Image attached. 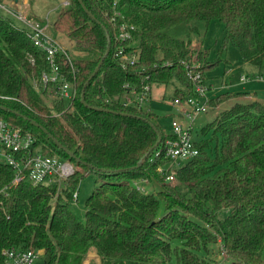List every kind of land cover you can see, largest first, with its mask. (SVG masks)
I'll list each match as a JSON object with an SVG mask.
<instances>
[{
    "label": "trees",
    "instance_id": "1",
    "mask_svg": "<svg viewBox=\"0 0 264 264\" xmlns=\"http://www.w3.org/2000/svg\"><path fill=\"white\" fill-rule=\"evenodd\" d=\"M82 1L91 15L78 0H65L52 25L76 47V55L58 58L76 89L70 104L45 102L42 95L51 89L41 83L49 70L45 55L0 14V106L6 108L0 118L31 131L41 151L74 167L65 183L34 186L13 184V169L0 164V258L5 249L33 248L43 251L40 264H83L92 251L101 264H222L219 253L230 264H264V102H236L218 113L203 130L212 137L194 140L199 154L175 169L172 183L159 168L171 162L162 150L174 136L150 108L152 92L141 106L123 100L126 84L139 93L145 85L152 91L156 84L173 85L174 101L199 100L188 66L199 64L205 85L206 72L230 46L263 70L264 0ZM192 22L223 24L217 59L210 61L204 44L195 54L190 38L165 33ZM121 25L132 28L129 40L120 39ZM108 44L107 58L90 79ZM121 48L137 51V62L124 67ZM248 95L226 93L210 103ZM17 113L44 127L63 149ZM89 174L97 186L80 219L70 205ZM143 181L154 191L139 190Z\"/></svg>",
    "mask_w": 264,
    "mask_h": 264
},
{
    "label": "built area",
    "instance_id": "2",
    "mask_svg": "<svg viewBox=\"0 0 264 264\" xmlns=\"http://www.w3.org/2000/svg\"><path fill=\"white\" fill-rule=\"evenodd\" d=\"M5 2L10 3L12 7L19 5L20 8L8 7L4 4ZM27 4L28 0L0 2V12L5 13L15 25L16 21L22 23V27H18L26 32L33 46L42 52L46 58L49 70L42 74L41 83L44 87L51 88L49 91L53 93L55 98L70 104L76 98V89L74 83L66 78L58 61L59 56L68 57V50L63 49L56 38L46 32L47 23L43 24L38 19L29 17L25 9ZM65 4L67 2H64ZM129 29L132 28L121 25L120 39L122 41L131 38ZM118 56H120L125 67L127 64H135L139 53L137 51L128 53L124 48H121ZM188 68L190 69L189 79L195 86L196 93L200 98L205 97L206 87L203 85L202 74L197 70L198 66L193 64ZM247 80L245 76L241 77L242 82ZM126 87L129 89V93L123 96L124 105L141 106L151 96L152 86L150 85H145L140 93L130 88L128 84ZM174 103L182 109V116L188 118L190 123L184 126L178 120L172 121L171 127L174 138L167 140L162 150L171 162L167 167L159 168L168 182L175 180V165L177 163L190 160L199 154L193 139V122L196 115L203 113L207 108V104L201 105L197 98H189L186 102L176 99ZM0 164L13 169L15 174L13 184L23 181H28L34 186L62 184L74 175V167L69 161H63L37 147V137L34 133L1 118ZM137 186L139 190H144L139 184ZM78 196L79 190L73 195L74 201L78 199ZM42 255V250L37 251L33 248L5 249L1 254L0 264H40Z\"/></svg>",
    "mask_w": 264,
    "mask_h": 264
},
{
    "label": "rangeland",
    "instance_id": "3",
    "mask_svg": "<svg viewBox=\"0 0 264 264\" xmlns=\"http://www.w3.org/2000/svg\"><path fill=\"white\" fill-rule=\"evenodd\" d=\"M64 1L65 0H28V4L25 6L27 12L48 24L46 32L56 38L63 49H66L71 54L76 55L77 52L74 41L62 33L54 32L52 27L57 15L64 6ZM4 4L8 7H12L10 3L5 2ZM12 8H20V6L18 5V7ZM0 14L6 16L3 12H0ZM16 25L22 27V23L18 21H16ZM196 25L198 26L199 31L189 33V28ZM165 33L183 40L190 38L191 50L194 51L195 54L198 53L199 48H201V45L204 44V46L208 49V57L210 61H213L217 59L218 50L223 41L224 26L219 22L212 23L209 27H206L204 23L192 22L190 25H180L166 30ZM204 51L207 50L205 49ZM195 54L192 56V61H195L197 58ZM194 63L196 66L199 65L197 62ZM241 76H245L248 80L242 82L240 80ZM262 80H264V69L260 70L258 67L248 62H244L241 59L239 50L230 46L227 52L223 54L222 61H220L214 68H211L206 72V95L205 97L199 98V100L201 105L207 104V108L203 113L196 115L194 119V129L192 131L193 139H200L206 125L211 123L218 113L229 109L236 102L250 103L253 100L264 102V82ZM173 91V85H169L166 88L165 97L162 98L164 100L152 98L153 100L149 105L152 111L160 116L161 124L164 126L165 131L169 133H171L170 130L173 119L180 121V123L184 126H187L190 123L188 118H180L179 115L182 113V109L175 105L171 99L174 97ZM243 92L249 94L247 98H235V100L234 98H230L227 101L220 103L218 106L210 103V100L215 99L222 94H236ZM42 97L50 107L52 106L54 99H56L50 91L46 92V94L42 95ZM203 137L210 139L212 137V131L207 130ZM184 164L185 162L177 163L175 165V169L183 166ZM165 182L168 181L165 179ZM172 183H176V181L174 180ZM96 186L97 184L93 174L86 175L79 183V201H72L70 210L80 219L83 218L85 213V201L91 195ZM142 187L145 188L146 192L154 191V187L148 181H143ZM87 256L85 257L83 264H87ZM216 259L222 264H230V262L227 263L228 259L224 254L219 253L216 256ZM88 264L95 263L91 261Z\"/></svg>",
    "mask_w": 264,
    "mask_h": 264
},
{
    "label": "water",
    "instance_id": "4",
    "mask_svg": "<svg viewBox=\"0 0 264 264\" xmlns=\"http://www.w3.org/2000/svg\"><path fill=\"white\" fill-rule=\"evenodd\" d=\"M16 1V0H15ZM79 4L82 6V8L85 10V12L89 13V10L86 8V6L84 5L83 1L82 0H78ZM90 14V13H89ZM91 15V14H90ZM109 51H110V47H109V44H108V47H107V50L104 54V56L102 57V59L100 60L99 64L97 65L95 71L92 73L90 79L94 78L95 75L98 73V71L100 70L101 66L103 65L105 59L107 58L108 54H109ZM90 80L86 83L85 87L89 84ZM84 87V88H85ZM81 102L85 105V106H88V104L84 101V97L82 96L81 98ZM0 108L2 110H6L5 107H1ZM96 111H100V112H111V113H115V111H110V110H107V109H104V108H95ZM18 117H21L22 119L26 120V121H29L31 122L34 126L38 127L39 129H41L44 133H46L61 149H63V146L52 136L49 134V132L44 128L42 127L41 125H39L36 121H33L31 120L30 118H28L27 116H24V115H21L19 113L16 114ZM161 142V139H159L158 143ZM66 153L69 155L70 158H75L74 154L72 152H68L66 151ZM78 162H80V159H77Z\"/></svg>",
    "mask_w": 264,
    "mask_h": 264
},
{
    "label": "crops",
    "instance_id": "5",
    "mask_svg": "<svg viewBox=\"0 0 264 264\" xmlns=\"http://www.w3.org/2000/svg\"><path fill=\"white\" fill-rule=\"evenodd\" d=\"M25 9H26V6H25ZM27 13H28L29 17H32L34 19H38L35 16L31 15L29 12H27ZM165 93H166V87H164L163 85L156 84V85L153 86V91H152V97L153 98H156V99H160L161 100L163 97H165ZM235 98L242 99V98H245V97H234V100H235ZM171 99L173 100V98H171ZM162 100H164V99H162ZM179 116H180L181 119H186V117H183L182 114H180ZM170 132H172V127H171ZM87 257H88L87 258V264L89 262H91V261H93L95 264H101L100 259L96 256V254L93 251L90 254H88Z\"/></svg>",
    "mask_w": 264,
    "mask_h": 264
}]
</instances>
